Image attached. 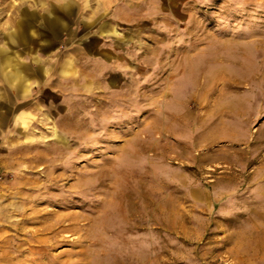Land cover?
<instances>
[{"label":"rangeland","instance_id":"1","mask_svg":"<svg viewBox=\"0 0 264 264\" xmlns=\"http://www.w3.org/2000/svg\"><path fill=\"white\" fill-rule=\"evenodd\" d=\"M111 1L0 0V264H264V0Z\"/></svg>","mask_w":264,"mask_h":264},{"label":"crops","instance_id":"2","mask_svg":"<svg viewBox=\"0 0 264 264\" xmlns=\"http://www.w3.org/2000/svg\"><path fill=\"white\" fill-rule=\"evenodd\" d=\"M111 2H112L111 0H101L100 4L97 5L100 8L99 9H95L96 6L91 4L92 1L89 0L90 4L88 6L92 9V11H90L91 10L90 9L89 12H90V14L92 12L93 17L95 18V21H98V23H99L98 26L97 25L94 26L93 30H94L95 33L97 32V35H99V37H103L100 34H103V32L106 30V25L102 24V23H106V21H105L106 17H108L109 15H111V13H113V10L111 9L112 8ZM119 9H120L119 6H118V8H115L114 9L115 13H120Z\"/></svg>","mask_w":264,"mask_h":264}]
</instances>
